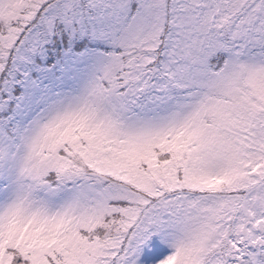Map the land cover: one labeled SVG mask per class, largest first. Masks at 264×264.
Masks as SVG:
<instances>
[{
  "label": "snow or ice",
  "instance_id": "6c2138e0",
  "mask_svg": "<svg viewBox=\"0 0 264 264\" xmlns=\"http://www.w3.org/2000/svg\"><path fill=\"white\" fill-rule=\"evenodd\" d=\"M0 264H264V0H0Z\"/></svg>",
  "mask_w": 264,
  "mask_h": 264
}]
</instances>
